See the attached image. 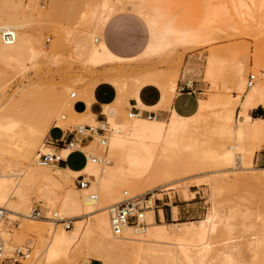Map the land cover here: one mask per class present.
Returning <instances> with one entry per match:
<instances>
[{
    "label": "bare ground",
    "instance_id": "obj_1",
    "mask_svg": "<svg viewBox=\"0 0 264 264\" xmlns=\"http://www.w3.org/2000/svg\"><path fill=\"white\" fill-rule=\"evenodd\" d=\"M102 1V7L109 6V8H107L108 11H110L109 13L107 12L108 16L106 15V17L103 14L102 7H100L101 4H98L100 10L97 6L96 10H99V12L98 16L93 20L92 26L94 27V31H89L86 36L82 37L84 43L81 42L85 45V48H82V51L85 49L82 54L85 53L87 55V62L96 60L99 57H112L126 61L132 67L124 73L117 72L116 69L113 68H106L102 72V80L97 81L95 85L92 83L94 85L93 88L90 89L87 87L83 93L86 95L85 92H90V95H93L94 90L98 89L100 86H110L112 90H116V98L115 100L113 99L114 101L112 104L119 106V108L122 109V113L120 114L123 115V120L121 122H118L115 119V116H108L107 122L99 121L96 120L95 114L89 111V108L87 107V115L96 123L100 124V126L107 128V131H110V134H105L106 140L105 143H102V138L99 132H97V136H99V146L95 151L88 154V164L83 170L76 171L65 169L59 166L60 164H41L38 161L39 150H52L51 148L48 149L46 140L44 144H42V138L45 135H49L51 127H66L65 125L67 121L63 120L66 116L61 115V118L58 117V114L61 113L60 110L62 109L61 106L59 107L60 104H58V94L56 95L55 92L51 100L46 102L43 100L42 94H40L37 87H30L33 84L23 83L12 95L8 96L3 94L2 91V88L6 86L8 80L2 76L4 71L2 70L3 73L0 71V210H3V214H0V234L5 244L6 253L9 254L11 250L14 252L18 247L8 244V241H6L3 235L2 223L7 219L5 218L6 213H9L28 219V224L31 223L33 225L29 224V226L31 225L30 228H33V231L38 232L34 234H42V232L44 234L46 233V235L49 234L48 237L50 238V243L48 244L47 249H49L48 258H50L48 261L51 262L52 260L55 261L60 258L64 259V257L68 259L67 256L71 257V254L79 251L86 250V252L88 251L89 253V250L92 249V239L94 238L97 244H99L98 247L100 246L102 248V251L105 250L107 252L115 253L129 251L143 259L144 264H207L208 262H206V258L211 249L210 242L212 240L209 241L210 234L217 229L218 224L221 223H218V221H220L222 217L221 214V217L219 215V208L217 205L212 204V202L211 209L203 220L180 223L181 226H177L176 228L170 226V224L165 221L164 214L161 210L159 220L154 209L146 210L150 207L149 205L145 209L144 217L142 218L144 225L128 224L124 227L121 234L114 233L111 222V209L113 206L124 200L136 197L138 192L144 188H147L148 191H154V196H157V194L160 196L161 193L166 191L165 187H168L167 185H169L172 178L177 175L176 172L181 166L180 164L176 169V172H174L175 169H172V166H174L176 162V166L179 165L180 161L178 162L177 160H181L180 156L183 155L179 153H185V155L189 153L191 155H187V158L189 157L191 160H188V162L183 155L185 161L183 160V163L181 162L182 166L179 170H182V175L185 174V172L186 174L189 171L191 172V170L198 171L200 168L210 169L211 167H222V169L215 172L216 176L218 175L219 177L220 175V181L217 180L218 178L216 176H213V179H211L217 180H214V182L212 181L213 183L211 184V194L213 195V198L218 189L221 193L218 184H222L221 187L224 189L223 183L219 182L225 181L228 188L231 181V185L236 184L234 186L232 185L231 188L242 186L246 188L254 185H263L264 168L253 166V164L256 153L264 148V117L254 120L252 116L249 115L250 113L248 114L250 107L246 104L247 99L252 98L253 104L264 105L263 68L258 65V59L255 58V55L253 60L251 59L253 62L250 61L248 56H245L241 60L238 59V62L236 61L237 63L235 62L236 64L234 65L236 67L234 65L231 66L234 67L236 72L233 71L235 74L233 76L236 78L233 77V79L237 81H235L237 95H234L232 98L228 97L225 100L223 99V102L221 101L223 106L222 111L220 110L219 113H214L216 117L215 124H213V121L211 122L210 119L213 114L210 111L211 107L217 103L216 98H213L214 95L210 99L201 98L198 101L199 108L194 114L182 115L176 112L172 106H168V104L173 101V93L178 86L179 74L164 79L162 77L163 71L161 72L159 69L152 70L149 68H141V66L142 64H147L146 61H148L152 55H155L161 50L164 51V49L171 43L172 45L175 43L176 46L177 42L184 43L185 45L196 44L202 40L205 34L201 35L198 32L197 34L183 37L168 33L160 25V20L156 14L157 5L162 0H124V3L125 1L127 2L121 11V8L117 10L115 5L110 3L111 0ZM122 1L123 0H120L119 2L123 3ZM243 1L245 0L239 1L241 7H246L247 10H250V5ZM231 2L232 1L230 0V3ZM107 8L105 10H107ZM124 10H131L140 16H143L147 20V23L150 26L148 27L151 30L150 42L148 40L149 44L147 48L141 54L134 57H121L114 54L109 50L102 38L103 28L107 21L115 14ZM90 12H92V10H90ZM85 14L87 15V12ZM11 16H13V18ZM9 17H7L9 19L6 18L7 21L0 23V60L2 61V59L5 58L3 63L8 60L10 65V63L16 61V64L22 65L21 68L24 70L28 59L48 56L51 53L44 48L41 39L37 40L36 46L29 33H27L26 30H23L28 20L24 19L22 16V22H19L20 19L18 16V18H14L16 17L15 14H10ZM16 19H19V21ZM30 21L27 22V25L30 24ZM55 32H57L56 34L58 35V28L55 29ZM211 34L212 33L210 32V35ZM82 38L80 40H83ZM206 38L207 41L212 40L209 36ZM206 38L204 39L206 40ZM212 38L214 39V37ZM160 53L161 52H159V54ZM217 55H212L210 57L208 62L209 71L215 67L218 58L220 59L219 55ZM16 64L13 63V66L9 67L16 68ZM7 66L8 64L6 67ZM148 67H150V65ZM250 68L258 74V78L257 75L254 74L255 79L251 85H249V80H247V74ZM177 72L179 71L177 70ZM80 80L82 81V79ZM147 84H155L160 87L162 92V103L165 104V107L168 106L167 109L171 110L167 117L159 116V118L158 116H142L140 112L136 113L132 109H128V114H126L125 110H123V106L126 103H130V98L137 97L139 100V91ZM89 86L92 85L90 84ZM86 98L85 101L87 106H90L91 102L88 97ZM217 99L219 98L217 97ZM63 104L61 103L63 106L62 110L69 111L70 113L71 109H68V107L72 104H67V101ZM137 105L138 104H136V106ZM37 106H40V108ZM139 106L149 108L142 104L140 100ZM237 108H239V110H237ZM73 112L74 111H72L71 116L73 115ZM108 113L110 112L108 111ZM53 118H57V120L55 124L52 125L51 121ZM208 131L210 132V141L208 140ZM211 133L222 136L221 138H226V140L223 139V142L217 141L218 144L220 143V146L216 144L218 148L213 147L215 148L214 150L212 148H205V146L208 147L205 145L208 144L207 141L211 142L212 138L215 137L213 134L211 135ZM206 136L208 137L206 138ZM213 140L215 139L213 138ZM77 146L81 148L79 143ZM212 146H214V144ZM38 148L39 150L36 151ZM63 151L68 152V150H62V153ZM174 154H176V156ZM171 157H173V160L176 159L174 164H172L173 161H171ZM169 159L170 163L169 161L165 162V160ZM164 162L165 164H163ZM42 165H53L54 168L43 167ZM163 165H166L168 170L164 168ZM217 165L219 166L217 167ZM170 166V169L173 171L169 170ZM92 170H97L99 175L97 179L92 180L91 182L89 181V173ZM236 170H241L243 172H240L239 174L236 172V174H233ZM81 174L84 176L86 175L85 180L88 181V185L82 187L77 184L76 180H74L75 187H69L68 185L72 181V175ZM209 175L211 177V174ZM202 179H206V177ZM211 180H209V184ZM207 181L208 180H206V182ZM174 182L172 181V184ZM39 183L44 184L43 186L51 184L50 186L53 185L56 189L62 187L65 188L66 191L63 195L62 193L59 194V191L53 195L52 193L50 194L46 192L50 195H45V191L44 193L42 192L43 186L38 187L37 184ZM90 183H92L95 188V192H91L88 189ZM37 187L39 192H42L41 194L39 193L40 196L39 198L37 197V199L41 201V205H43L44 208H41V216L35 218L31 213L35 202L34 192L35 195L38 192ZM156 190H160L161 192L157 193ZM183 190H185V196L187 198L189 196L188 191L186 189ZM54 191L56 190L54 189ZM123 194L127 195V197L123 198ZM128 194L130 195L128 196ZM149 203H151V200ZM172 208L173 219L178 220L177 205H172ZM235 211L236 210H234V212ZM238 212L240 211L238 210ZM54 214L58 215V221L53 217ZM222 214L225 215V213ZM234 214H232V216L235 218L237 213ZM226 215L223 217H231L227 213ZM60 218H64L66 221L60 222ZM92 218H94L93 222L91 221ZM71 223H73V228ZM69 224L70 226L68 227ZM230 227L232 226L230 225ZM43 235L41 237H43ZM252 236L249 244H247L249 238L246 240V244L248 245L247 249L250 247L251 252H254L263 243V237H261V235L257 237V233L255 234L256 237H253L255 239H252ZM239 244L241 245L242 243ZM238 246H234V249H237ZM97 249L94 248L95 251ZM233 250L231 252H233ZM101 254L102 253H100L99 256L104 257L103 255L101 256ZM93 255L95 256V254ZM109 255L110 253H108V256ZM233 255L236 258V254ZM113 257L115 256L113 255ZM226 257L227 259L225 258L226 260L224 259V262L231 264L234 259L232 254L227 253ZM248 257H250V255ZM105 260H103V262ZM214 260L215 259H213V261ZM107 261L108 263L105 261L106 264L117 262L112 258L107 259ZM105 262L103 264H105ZM234 263L236 264V262ZM208 264H210V262Z\"/></svg>",
    "mask_w": 264,
    "mask_h": 264
},
{
    "label": "rangeland",
    "instance_id": "obj_2",
    "mask_svg": "<svg viewBox=\"0 0 264 264\" xmlns=\"http://www.w3.org/2000/svg\"><path fill=\"white\" fill-rule=\"evenodd\" d=\"M101 1L102 0H0V23L7 21V19L10 18L9 17L10 14L13 15L15 14L16 17L14 18L19 17L20 21L19 19H16L19 22H22L21 19L23 18L28 21L32 20L30 21L29 25H27L28 21L26 22V25L23 30L24 31L26 30V32L29 33V35L32 37L33 43L36 46H37V40L41 39V43L43 44L44 48L49 53L50 52L52 53V54L50 53L48 56H41L36 59L34 58L28 59L26 61V68L23 67L25 68L24 70H22L21 68L22 65L16 64V61L14 62L12 61L13 63L16 64V68L15 67L10 68L9 66H13V63H10L9 65L8 60L5 62L6 65L8 64V66L6 67L5 63H3L4 62L3 60H5V58L2 57L3 58L2 61L0 60V69H1L0 71L1 72L2 70L4 71V73L2 72L3 73L2 76L5 77L6 80H8L6 86L2 88L3 94H6L8 96L12 95L18 89V87L21 86L23 83L25 84L30 83L33 84L30 87L32 86L37 87L39 89L40 94H42L43 100L46 102L51 100V98L54 96L56 92V95L58 94L57 97L59 100L58 104H60L59 107L61 106V108L63 109L64 106L63 103H66V101L67 104L69 105L72 104L71 106H69L70 108L68 107V109H71L70 113L69 111L61 109L60 110L61 113L58 114L59 118L62 117L61 115L66 116V118L63 119L67 121L65 125L66 127L63 128L65 132H69V130H71L76 124L88 123L93 125L94 127L100 126V124L96 123L87 115L88 109L84 112H77L75 108H73L75 101L78 99L83 100V98L85 101L87 99L86 97H88L90 102H92L94 96L92 97V95H90V92L87 93L85 92L86 95H84L83 93L87 89V87L92 89L97 81L102 80V76H103L102 72L106 68H113L116 69L117 72L124 73L132 67L126 61L115 59L112 57H103V58L99 57L96 60L87 62L86 61L87 55L85 53L82 54L85 51V49H83L82 51V48H85V45L83 44L84 39L82 37L86 36L87 32L94 31V27L92 26L93 20L98 16L100 7H102L101 3L103 1L102 2ZM119 1L120 0H111V2L110 1L109 2L113 3L117 10L121 8L120 9L121 11L123 7L126 5L127 1H125V3L124 0L122 1L123 3H120ZM231 1L232 2L230 3V0H171L169 3V10L171 14L172 23L175 26H179L182 28L193 27L197 29L201 35L204 34L205 35L202 38V40H200L196 44L185 45L184 43L177 42V46L175 43H174L175 45L173 44L174 45L173 46L171 43L170 45L172 46L169 45L167 48L164 49V51L163 50L159 51L161 52L160 54L159 52H157L155 54L156 56L158 55L157 57L155 55H152V57H150V59L146 61L147 64L145 65L142 64L141 66V68L142 67L149 68L152 70L159 69V71L161 72L163 71L162 77L164 79L179 74V81L177 87L181 89H183L182 87L185 86L184 83L185 81L190 82L193 79H195L197 80V82L202 83L203 88L193 92V95L205 99L207 98L210 99L214 95L213 98H216L217 103L216 102L215 103L217 104V106L216 104L215 105L213 104L214 106H212L210 110L213 113L212 117H210L211 122L213 121L212 122L213 124L216 123L215 114L219 113L220 110L222 111L223 108L222 102L228 97L232 98L234 95H237V90L235 88L236 86L235 83L237 81L233 79V77L235 78V76H233L235 75L234 74L235 69L234 67L231 66L236 64L238 62L237 61L238 59L241 60L245 56H248L250 61L253 62L252 60L254 58V55H259V57L264 62V0L243 1L244 3L246 2L247 4L250 5L251 7L250 10H247L246 7H241L239 2L241 0H237V1L231 0ZM98 4L99 5L101 4V6L99 7ZM97 6L99 7L98 8L99 10H96ZM107 7L109 8V6ZM107 7L101 8L105 16L106 15L108 16V13L110 11V10L108 11ZM106 8L107 10H105ZM90 10H92V12H90ZM86 12L87 15L85 14ZM21 15L23 16V18ZM6 16L9 18H7ZM221 16L223 17V19ZM11 17L13 18V16ZM243 19L247 22H245ZM56 28H58V32H59L58 35L56 34L57 32H55ZM210 32L212 33L211 35ZM207 36L211 37L212 40L207 41L206 38ZM212 37H214V39ZM81 38L83 40H80ZM204 38H206V40ZM216 53L219 55L220 59L218 58L217 64L215 65V67L212 68L213 70L211 69L209 71V63H208L209 59L212 55H217ZM148 62L150 67H148L149 66ZM177 70L179 72H177ZM251 74H256L258 78V74L253 69L250 68L247 74V80H249V76ZM80 79H82V81ZM90 84L92 86H89ZM185 90H189V88L185 87ZM185 90L183 89L182 91ZM73 92H76V97H71L72 96L71 93ZM175 94H177V88L176 91L173 93L172 100H174ZM217 97L219 99H217ZM61 103L63 104V106L61 105ZM125 105L123 106V110H125V113L128 114V109H131L130 107L131 105L130 103L126 106ZM169 105L172 106V103L168 104V106ZM37 107L40 108V106ZM165 110L166 113L164 116L167 117L169 115V110L168 109ZM237 110H239V108H237ZM72 111L74 112L73 115L71 116ZM120 113H122V109H120ZM148 114H149L148 112H145L144 116H147ZM261 114L264 115V111L261 112ZM56 120L57 118L52 119L51 121L52 125L55 124ZM105 121L107 122V120ZM106 134H110V131H107ZM212 134L213 136H215L213 137L215 140H213L212 138V141L214 142L212 141L209 142L211 140V139L209 140L210 138L209 136L210 132H209V134H207L209 137L206 136V138L208 137L209 141H207L208 144H205L208 147L205 146V148H212L214 150L215 148L213 147L218 148V146L216 145L218 144L217 141L223 142L224 140H226V138H221L222 136H219L217 134L215 135L214 133H211V135ZM60 135H61L60 131L55 130L52 132V136L54 137H60ZM48 137L49 135H45L42 138V142H43L42 144H44L45 140ZM213 144L214 146H212ZM93 146H94L93 141L87 140L84 143V147L86 149H91ZM38 150L39 148L36 151ZM179 154H183L187 162L188 160H190L189 157L187 158V155L188 156L190 155L189 153L188 154L186 153L187 155H185V153H179ZM262 154H264V148L257 152L253 166L264 168V164L259 159H257L258 155L262 156ZM174 155L176 156V154ZM183 155L181 156L178 155L181 157L180 159L182 160V161L177 160L178 162L180 161L178 166H176L177 162L176 164H174L176 159L173 160V157H171L172 159L171 161H173L172 164H174V166L172 165L171 166L172 169H175L174 172L177 171L176 169L180 166V164L182 166L183 160L185 161ZM166 161H169L170 163V159L165 160V162ZM84 162H85V156L79 151L74 152L68 159V164L75 168L81 167L84 164ZM165 162L163 164H165ZM163 166L164 168L167 169L166 165ZM171 166L169 167V170H171L170 169ZM181 166L178 168V171L176 172L177 175L174 176L172 180L169 182V185H167L168 187H165L166 191L161 193L162 195L160 194V196L159 194H157V196L153 195L151 203H149L150 207L146 210L154 209L155 211H157L158 209H160L161 212L164 214L165 221L168 224H170V226L176 228L177 226L178 227L181 226L180 223L203 220L210 211L212 204H215L219 208V215L221 214L223 217L227 213L231 217H229L230 218L229 221L227 215H226L227 217H223L226 220H224L220 215L222 221L220 220L218 221V223L219 222L221 223L219 224L217 223L218 224L217 229H215L214 232L210 234L211 236L209 241L212 239L210 242L211 249L207 255L206 262L208 263L210 262V264H216V263L229 264L224 261L227 259L226 257L227 253H230L232 254L233 257H234L233 254H236V258L234 257V259L232 260L233 263L231 262V264H235L234 262H236V264H252V263L264 264V236H263L264 235V230H263L264 229V184L261 186L254 185L246 188L243 186L237 188L234 187L231 188V186L233 185V184L231 185L232 183L231 181L228 188L225 181L219 182V183H223L224 189L223 187H221L222 184H218V187L220 186L221 193L220 190L218 189V191L216 192L217 195L215 194L214 195L215 197L213 198L212 197L213 195L211 194L212 193L211 184L216 179L214 180L211 179H213V176H216L215 172L222 169V167L219 168L220 166L217 165V167L219 166L218 167L219 169L212 167L210 169L200 168V170L198 171L191 170L192 173L189 171L187 172V174L185 172V174L182 175V170L179 171ZM43 167L54 168L53 165H48ZM180 172H181V176H180ZM234 172L235 173L233 174H236V172L237 174H239L240 172L243 171L236 170ZM207 173L211 174V177ZM233 174L231 173V175ZM78 176L79 175H72V181L69 183L68 185L69 187H75L74 180H76L77 182ZM205 177L206 179H202ZM216 177L218 178L217 180H219L220 175L219 177L218 175ZM206 180L208 181L206 182ZM209 180H211L210 184H209ZM172 181L173 182L177 181V182H174L172 184ZM37 185L38 187L39 186L42 187L44 184L39 183ZM47 185L49 187L43 186L42 188L43 189L42 192L44 193L45 191V195H50L51 193L53 195L56 192L58 193V191L59 194L62 193L63 195V193L66 191V189L62 187L61 188L59 187L60 189L59 188L56 189L55 187H53V185L50 186L51 184L50 185L47 184ZM38 187H37L38 192L36 193L37 196L35 195L34 192L35 202L33 204V207L39 205L41 208H44V206L41 205V201L37 199V197L39 198L40 196ZM54 189L56 191H54ZM183 189H186L188 191V194L190 196L187 197L188 199L186 198L185 190ZM141 190L140 191L138 190L139 192L137 191L138 192L137 196L147 193L148 194L155 193L154 191H150V190L148 191L147 188L146 189L144 188L142 191ZM46 192L50 194H47ZM156 192L159 193L161 191L156 190ZM129 195L130 194H128V196ZM126 197L127 195L123 194V198ZM172 205H177L178 207V220L173 219ZM230 209L232 212L230 211ZM234 210L236 211L234 212ZM238 210L240 212H238ZM233 212L235 214L237 213L235 218L234 216H232V214H234ZM222 213H225V215ZM5 218L7 219H5L2 223V231L6 241H8V244H11L14 247H16L24 244L27 240L33 242V246H34L33 252L31 254V257L25 262V264H90V263L92 264V260H96L100 264H103L105 261L108 263L107 259H111V258L114 261H117V262H113L116 264L119 263L121 264L122 262H123L122 264H139V263L144 264L143 259L136 256L135 254H132L129 251L128 252L125 251L127 254L125 252L115 253V252H107L105 250L102 251V248L100 246L98 247L99 244H97L94 238L92 239V243H93L92 249L91 250L88 249L89 253L88 251L86 252V250L81 252L79 251L77 253H73L75 255L71 254V257L67 256L68 259L66 257H64V259L60 258L61 260L56 259L55 261L51 259L52 260L51 262L48 261L50 258H48L49 249H47L48 244L50 243V238L48 237L49 234L46 235V233L44 234L43 232L42 234H34L38 232H35L33 231V228H30L32 224L29 223L31 224L29 226L28 224L29 220L24 217L21 216L18 217V215H12L6 213ZM157 218L158 220L160 219V217L158 216ZM91 221L93 222L94 218H92ZM71 225L73 228V223H71ZM230 225L232 227H230ZM253 232L255 234L256 233L258 234L257 237H259L260 235L261 237H263V243L261 244V246H259V248L256 247L257 251L256 250L254 251L252 249L254 252H251L250 247L247 249L248 246L247 244H249L252 235H253L252 239H255L253 237L256 236ZM43 234L47 237H45ZM42 235L44 238L41 237ZM248 238L249 240H247ZM246 240L248 241L247 244H246ZM239 243L242 244L240 245ZM234 246L236 247L238 246L237 249L239 251L235 248L237 250L236 251L234 249ZM230 247L232 250L234 249L233 252H231L232 250L230 249ZM94 248L95 249L98 248L99 250L97 249L95 251ZM11 252L12 250L9 252V254H11ZM95 252L96 253L98 252L99 254L98 253L96 254ZM92 253L95 254V256L96 255L99 256L100 253H102L101 256L103 255L104 257H100V256L95 257ZM108 253H110L109 256ZM244 254L247 256H245ZM113 255L115 257H113ZM249 255L250 257H248ZM138 259L143 261L141 262ZM213 259L215 260L213 261ZM103 260L105 261L103 262ZM113 263H109V264H113Z\"/></svg>",
    "mask_w": 264,
    "mask_h": 264
},
{
    "label": "crops",
    "instance_id": "obj_3",
    "mask_svg": "<svg viewBox=\"0 0 264 264\" xmlns=\"http://www.w3.org/2000/svg\"><path fill=\"white\" fill-rule=\"evenodd\" d=\"M170 1L171 0H162L157 5L156 8V14L160 20V25L162 26V28H164L168 33L177 36L184 37V36L197 34L199 31L193 27L182 28L179 26H175L172 23L171 14L169 10ZM148 26L149 24L147 23V20L143 16H140L139 14L129 10L122 11L115 14L107 21V23L103 28L102 38L106 46L114 54L121 57H134L141 54L147 48L150 42L151 30L149 29L150 26L149 27ZM255 58L258 59V65L261 68H263L264 71L263 60L259 57V55H255ZM184 83L185 86H183L182 88L185 90V87H188L189 90L182 91L183 89L177 87V94L172 102V108L176 112L182 115L194 114L195 112H197L199 108L198 101L201 98L198 96H194L193 92L202 89L203 85L202 83L197 82V80L195 79H193L190 82L185 81ZM92 96H94V98L90 103L89 111L95 114L96 120L102 121L103 120L102 118H105V120H107L108 116H115V119L118 122H121L123 120V115L119 114L120 113L119 106L112 104V102L116 98V90H112V88L108 85H102L98 89L94 90V94ZM137 100H138L137 97L130 98L129 100L131 105L130 107L131 109L133 107H137L142 116H144L145 112H149L147 116L165 117L164 116L166 113L165 109H167L168 106L165 107L164 106L165 104L162 103V92L159 86L155 84H147L139 91L140 102L148 106L149 108L140 107L139 100L138 102ZM136 104L138 105L136 106ZM246 104L247 106L250 107L248 110V114L250 113L249 115L252 116L254 120L257 118L264 117V115L261 114V112L264 111L263 104H258V105L253 104L252 98L247 99ZM87 107H88L87 103L84 100L78 99L74 103V108L77 112H84L88 109ZM168 110L171 112L170 109ZM108 111L111 114L108 113ZM150 112L152 113V115L150 114ZM55 130L60 131L61 133L65 131L63 128L53 126L49 132V136H52V132ZM97 135L98 133L96 132L95 135H93V137H89L79 142L81 149H83L87 154V159H85V162L81 167L75 168L68 164V159L74 152L79 151L83 154V152L80 150L71 152L65 158L63 163H61L59 166L65 169H72L76 171L83 170L88 164V154L90 152L95 151L99 146V138H98L99 136ZM87 140L94 142V146L91 149H86L84 147V143ZM63 153L64 155L67 154L66 151H63ZM256 155L254 159H256ZM257 159H259L264 164V154H262V156L258 155ZM98 175L99 172L97 170H92L89 173V181L92 182V180L97 179ZM88 189L91 192H95V188L93 187L92 183H90ZM156 215L160 217L161 215L160 209L156 211ZM92 264H100V263L96 260H92Z\"/></svg>",
    "mask_w": 264,
    "mask_h": 264
},
{
    "label": "built area",
    "instance_id": "obj_4",
    "mask_svg": "<svg viewBox=\"0 0 264 264\" xmlns=\"http://www.w3.org/2000/svg\"><path fill=\"white\" fill-rule=\"evenodd\" d=\"M255 75L251 74L249 76V85L253 83ZM73 97H76V93H72ZM132 110L136 113L139 112V109L133 107ZM149 113V112H148ZM152 115V113L150 112ZM155 114V113H154ZM105 118L102 120L104 121ZM99 132L102 143H105V134L107 128L104 126L94 127L91 124H76L69 132H62L60 137L49 136L46 139V145L48 149L52 150H39L38 152V161L41 164H61L65 158L73 151L80 150L85 155L87 159L86 152L78 147V143L81 140H85L89 137ZM62 150H68L67 154L64 155ZM77 183L85 187L88 185V181L85 180L83 174L79 175L77 178ZM153 194H142L133 198L124 200L123 202L113 206L111 209V222L115 234H121L124 227L128 224L132 225H144L142 218L144 217V211L149 206L150 200H152ZM41 207L36 205L32 209L33 217H40ZM0 214H3V210H0ZM58 221V215L54 214L53 216ZM64 218H60V222H65ZM70 224L68 225V227ZM33 243L30 240H27L24 244L18 246L14 252L7 254L5 250V244L3 238L0 234V264H25L24 262L29 259L30 254L33 252Z\"/></svg>",
    "mask_w": 264,
    "mask_h": 264
}]
</instances>
